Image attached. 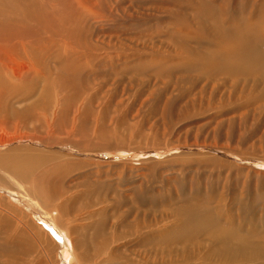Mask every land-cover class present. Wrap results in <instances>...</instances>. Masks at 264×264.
Returning a JSON list of instances; mask_svg holds the SVG:
<instances>
[{
  "label": "rangeland",
  "instance_id": "374dc122",
  "mask_svg": "<svg viewBox=\"0 0 264 264\" xmlns=\"http://www.w3.org/2000/svg\"><path fill=\"white\" fill-rule=\"evenodd\" d=\"M50 1L21 16L40 41L0 94V158L34 153L61 197L0 163V264H175L144 239L185 208L264 222V70L224 54L264 51V0Z\"/></svg>",
  "mask_w": 264,
  "mask_h": 264
},
{
  "label": "bare ground",
  "instance_id": "6f19581e",
  "mask_svg": "<svg viewBox=\"0 0 264 264\" xmlns=\"http://www.w3.org/2000/svg\"><path fill=\"white\" fill-rule=\"evenodd\" d=\"M42 2H48V0H42ZM56 2L59 3L57 0ZM60 2L62 4H67L64 0ZM40 7L38 0H0V94L12 90V87L18 89V86L11 85L10 83L23 80L24 77H26L24 76L25 73L26 75L28 74V70H34L30 64L28 65V60H30V57L34 58L33 53L35 50H33V48L35 49L34 45L40 40L36 38L37 41L35 42V40L31 41L32 39H29L30 37H28V32L21 16H25L27 13L30 18L34 19L37 14H39ZM9 9L14 12V16H1ZM33 33L34 32L31 33V36H33ZM235 42L238 41L235 40ZM24 52L26 54L25 56L23 54ZM224 54H226L225 56L228 58H226L225 64L234 73L236 70L251 72L254 68L259 66H261V70H264V51L259 50L255 42L247 41L243 43L242 41V43L238 45H233L229 52L224 51ZM36 63H34V65ZM7 75H9V77ZM33 155L34 153H31L29 156L25 155L17 159L12 158V160L8 161L0 158V163L7 169V172L19 180L33 177L32 187L36 192L39 191L41 194L37 195H40L43 201L49 204L50 200L61 197V194H54L51 191L48 192L51 194L46 196L47 190L45 188L48 187L45 185L44 188L40 184V177L44 178L43 175L41 174L39 178H35L34 174L36 170L33 169L34 166H28L33 162H38L37 155ZM44 163H46V160ZM57 168V165L53 166L52 173H55L54 171ZM190 202H192V200ZM182 214L183 219H181V221L183 222L179 224L178 228L174 227L167 233L158 231L144 239L145 241H149L153 246L158 245V250H156L158 252L155 255L160 254L164 257L169 256L170 259L176 260L175 264H264V222L259 223L257 219L253 222L254 218L252 216L251 218L248 217L250 222L246 224L247 226L244 225L247 229L245 228V231H242L241 229L234 228V226L235 224L240 225L242 220L246 217H243V219L241 218V220L237 222L232 220V218L226 222L225 220L222 221V216L219 217V215H216V212L209 211V209L202 206H190L185 208ZM212 225H214V229ZM198 233L202 234V236L204 234L206 244L208 243V246L206 245L208 249L206 248V253L201 257V261L199 262L198 260L199 263H195L197 257L195 258L192 255L193 251H191V249H193L192 246L200 242ZM179 241H182V244ZM199 245L201 244L199 243ZM158 263L160 264V262Z\"/></svg>",
  "mask_w": 264,
  "mask_h": 264
}]
</instances>
